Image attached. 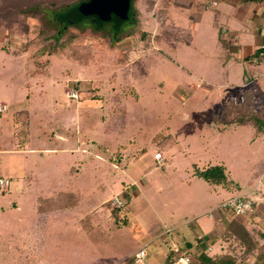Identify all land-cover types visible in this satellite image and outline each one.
Here are the masks:
<instances>
[{"label": "rangeland", "instance_id": "374dc122", "mask_svg": "<svg viewBox=\"0 0 264 264\" xmlns=\"http://www.w3.org/2000/svg\"><path fill=\"white\" fill-rule=\"evenodd\" d=\"M73 1L62 0L56 5ZM180 2L178 11L182 6L187 9L183 16L174 19L169 11L167 20H175L184 28L185 37L190 32L192 43L182 44L173 58L153 43L160 29L166 27L164 22H169L166 17L155 16L160 0H136V13L144 28L118 49L107 48L94 36L72 34L58 52L49 48L51 53L47 52L39 45L31 17L28 35L15 30L0 33V105L8 107L0 114V179L9 182L8 188L0 187V243L4 236L28 228L37 236L32 245L38 264H114L164 234L166 226L156 213L171 221L167 214L177 199L189 196V171L195 166L223 165L235 184L234 191H228L197 177L200 201L201 196L216 189L220 200L226 201L261 179L264 137L254 138L248 125L226 127L219 121L234 119L236 111L245 110V117L264 114V92L254 82L251 60L245 59L243 50L261 44L259 35L249 34L256 22L250 19L240 23L238 29L248 35H241V43L226 46L219 42L224 39L220 31L194 21L196 9L188 11L200 0ZM152 3L155 6L150 10ZM39 4L53 3L43 1L35 8ZM254 7L251 5L249 11ZM75 14L77 8L72 6L68 16ZM145 35L152 37L147 47L142 46ZM23 43L30 47L20 50ZM77 50L87 51L85 62L70 59ZM90 55H94L92 60H88ZM121 58H127V63ZM70 91H76L78 98L67 97ZM24 110L31 112L32 140L21 152L16 151L19 139L13 122ZM72 147L78 149L75 154L67 152ZM39 148L57 153L46 154ZM155 151L171 158L172 171L159 166L146 174L155 168L149 161ZM138 154L140 158L131 162ZM120 156H129L131 161L119 165L115 160ZM135 179L140 183H134ZM182 180L186 182L183 187ZM129 186L148 190L131 205L117 210L121 227L115 226L114 233H109L105 222L90 234L78 231L79 225L75 228L76 216L84 217L114 196L111 203L116 208L117 198L122 201ZM57 190H80V207L42 220L36 209L37 197ZM188 223L194 228V221ZM23 261L11 252L0 253V264Z\"/></svg>", "mask_w": 264, "mask_h": 264}, {"label": "crops", "instance_id": "0c3cea01", "mask_svg": "<svg viewBox=\"0 0 264 264\" xmlns=\"http://www.w3.org/2000/svg\"><path fill=\"white\" fill-rule=\"evenodd\" d=\"M212 2H216L217 5H211L210 3ZM220 2H222L223 4L222 10L219 9ZM180 3V0H173L171 6L169 7V11L172 12L173 18L174 16L177 17L178 15L183 16V11L187 10L183 8L184 6H182L181 10L178 11ZM251 5H254L255 7L251 11H249L248 8H250ZM192 9H196L197 11L194 16V21H200V25H202V23H205V25L213 26L217 32L220 31L222 33V36L224 35V39L222 38L223 40L219 39L220 44L221 41H223L224 45L226 46H228L227 44L231 42L235 44L241 43V35L245 36L248 35V33L247 31L245 33H242V30L238 29L239 24L243 23L244 20L250 21V19H253V21L255 20L256 26L253 32L250 31L249 34L256 33L260 36L261 43L263 41V38L260 34V28L264 24H260L262 23V21L264 23V11L262 10L264 9V3L262 5H257L244 4L241 2V0H200V3H193L192 6H189L188 11ZM259 12H261V16L259 15ZM179 27L181 26L179 25ZM257 49L258 48L255 47L245 46V48L243 49L245 53L244 57L246 60H251L250 68L253 69L251 73L255 75L254 82L256 83L258 88L262 92H264V65L255 66L252 61ZM218 96L223 100H228V96H225L221 93H219ZM26 111L29 112L31 118V112L29 110ZM219 121L223 122V120ZM227 125L228 124L223 126L227 127ZM236 125L237 124H231L229 126ZM213 129L215 132L218 131L216 125H213ZM261 136L264 137V133ZM31 140L32 133L30 119V136L29 141L27 142V146L30 145ZM17 143L19 144V142ZM22 149L23 148L19 149L17 147L16 151L22 152ZM29 149L30 148H28L27 150ZM38 151L44 152L46 154L57 153V150L55 149L48 150L39 148ZM77 151L78 149L75 147L67 149V152L69 154H75ZM156 153L157 151H155L154 154ZM129 156L125 159L123 156H120V158L117 159V161L115 160V162L119 165H122L123 163H129L131 161L129 159ZM140 156L141 155L138 154L131 162H135L140 158ZM163 156L165 158V162L163 164H159L156 161L155 155L154 157H151L149 159L151 166L153 165L155 168L151 167V170L146 174L151 173L153 170L160 169L158 168L159 166H165V170H167L168 168L172 171L173 166L170 165L171 158H167V156H165L164 154ZM195 168L200 167L195 166L191 171H189V176H191L189 181L191 185V190L189 189V196H187V199H177L175 207H172L171 211H169L167 214L171 221H169V219L164 220V218L160 214L156 213L159 220H161L166 226L164 234L162 235L161 233L160 235L155 236L153 239H150L148 242H145L144 244L138 246L135 250L130 252L126 260H122L121 262L118 261L114 264H124L127 260L134 257L135 254L145 246H148V256L146 258L145 264H165L167 259L170 258L173 253H178V256H188L191 259V264H264V171L262 173L261 179L251 189H249L253 190V195L259 199L255 214H253L251 217H237L227 211H213L215 208L220 207V205L225 202V200H220L221 193H219L217 189L212 192L209 190V193L207 195L201 196L202 201H200V195L196 196V190L200 189V183H197L196 178L199 176L195 175ZM74 171H76V169L72 168V172ZM132 172L133 171H131L130 173ZM194 181L195 183L193 186ZM134 183L139 184L140 182L139 180L137 181L135 179ZM185 183L186 182H184L183 180L180 181V186L183 187ZM129 187L130 189L128 191H125L124 199H122L123 206L131 205L135 201L134 199H137L140 195L145 194L148 190L138 188L137 186ZM177 187L180 189L179 185H177ZM245 191L246 190L242 192ZM60 192H78L81 195L80 190H57L51 195H39L37 197L36 209L39 217L42 220L45 219L46 216H49L51 214H61V212L65 213L74 211L80 207L81 197L77 205L70 206L69 208L59 209L46 213H40L38 211L39 197L50 198L59 194ZM128 192L130 194L132 193V196L129 195ZM193 195H195L196 197ZM114 197L107 199L100 204L101 208L105 207L107 209L105 212H102V210L100 211V207L97 206L92 208V210L82 218H77L76 216L73 222L75 228H77V226L79 225V228H77L78 231H80L81 233L90 234L100 228L101 222H105L109 226V233H114V231L116 230L115 226L121 227L119 220L116 218L118 217V214L116 213L117 210H114L115 207H113L111 203V200H113ZM198 197L199 199L196 200V198ZM184 204L188 207H186ZM14 207L17 208L18 205L14 204ZM150 207L152 208V206ZM179 208L182 209L183 212L180 211ZM101 213H103V215ZM200 215H202V217H200ZM184 217L187 218H185L184 221L180 222V220ZM188 217L192 218L189 219ZM112 218L114 219L113 222H111V220H113ZM88 220L89 223L84 224V222ZM190 220L194 221V228H192L191 224L188 223V221ZM34 233V231H31L28 228H24V231L20 232L17 235L10 234V236H4L3 238H1L3 242L0 243V248L2 249L0 250V253L8 251L14 255L16 254L21 256L22 259L24 258V264H38V262L36 261V251L34 250L32 245L33 242H37V236ZM40 257L42 258V256ZM174 264H178L177 259Z\"/></svg>", "mask_w": 264, "mask_h": 264}, {"label": "trees", "instance_id": "16d2710c", "mask_svg": "<svg viewBox=\"0 0 264 264\" xmlns=\"http://www.w3.org/2000/svg\"><path fill=\"white\" fill-rule=\"evenodd\" d=\"M43 1H49L53 4H60L62 0H0V33L2 31H20L24 33V35H28L30 32V22H28V18L31 17L33 9L35 6ZM160 9L155 12V16L158 19L162 17H166L165 21L168 18L169 7L171 6L173 0H160ZM244 4H257L262 5L264 0H241ZM155 3L151 4L150 10L153 9ZM167 14V16H166ZM169 21V20H167ZM166 27L160 29L159 34L155 37L153 43H155L159 48H165L166 54L169 56H176L177 49L182 44L190 45L192 43V36L190 32L188 36L185 37L186 33L184 29L177 26L175 20H170L169 22H164ZM151 35L144 36V43L142 44L143 47L149 46L151 43ZM20 50H27L30 47L29 43L20 44ZM46 49V48H44ZM47 52H50L49 49H46ZM164 50V51H165ZM87 51H75L71 53L69 56L70 59L74 61H82L85 62L86 56L89 54L87 53L85 56L84 54ZM51 53V52H50ZM19 53H14V55H19ZM94 55H90L88 60H92ZM123 59V58H121ZM120 59V60H121ZM123 62L127 63V58L123 59ZM149 62V60L147 59ZM125 64V63H124ZM145 71L147 69L145 68ZM233 107V106H232ZM230 110H234V108L229 107ZM235 112V111H234ZM237 116L234 119L223 120L224 123L231 125V124H242V125H249L253 128L254 131V138L260 137L264 133V114L262 115H251V117H245L243 112H235ZM241 114V116L239 115ZM240 116V117H239ZM14 126L18 132V141H19V149L27 146V142L29 141L30 136V114L28 111L24 110L18 112L17 115L14 117ZM195 175L202 178L204 181L209 183L210 185L214 186H222L227 190H233L235 184L229 177L228 171L225 166L223 165H216V166H209L207 168H195ZM80 193H65L60 192L59 194L52 196L50 198H38V211L40 213H46L50 211H55L59 209L69 208L70 206H75L80 201ZM123 206V205H122ZM121 207L115 208L114 210H120ZM178 253H173L170 258L167 259L165 264H174L176 259L178 261ZM178 257V258H177ZM124 264H136L135 257L130 258Z\"/></svg>", "mask_w": 264, "mask_h": 264}, {"label": "flooded vegetation", "instance_id": "af4514ba", "mask_svg": "<svg viewBox=\"0 0 264 264\" xmlns=\"http://www.w3.org/2000/svg\"><path fill=\"white\" fill-rule=\"evenodd\" d=\"M89 1L75 0L65 6L39 4L34 8L31 21L39 45L55 53L72 34L78 37L87 34L99 38L100 43L108 46L109 49H118L123 42L131 41L137 32L143 30V21L136 13V0H131L128 19L121 20L112 14L109 21L101 20L97 14L83 16L79 7ZM70 4L71 7L75 6L78 12L73 18L68 16L71 7L67 6ZM113 21H116V24H112Z\"/></svg>", "mask_w": 264, "mask_h": 264}, {"label": "built area", "instance_id": "2783aa9c", "mask_svg": "<svg viewBox=\"0 0 264 264\" xmlns=\"http://www.w3.org/2000/svg\"><path fill=\"white\" fill-rule=\"evenodd\" d=\"M213 6H216L217 3H210ZM260 33L263 38L262 43L260 44L259 48L257 49L254 57L253 63L257 65H264V25L260 28ZM67 96L72 99H77L78 94L76 91H70L67 93ZM8 111V107L6 105H0V114L6 113ZM155 159L159 164H163L165 158L162 153L157 152L155 154ZM9 182L3 179H0V187L1 188H8ZM117 206L119 208L123 205V202L117 198ZM259 199L253 195V190L245 191L239 193L238 195L228 199L225 201L218 210L227 211L234 216L237 217H251L256 212V206L258 204ZM212 214V212H211ZM178 251V250H176ZM148 256V246L141 248L135 254V263L136 264H145L146 258ZM178 264H191V259L184 255L178 258Z\"/></svg>", "mask_w": 264, "mask_h": 264}, {"label": "water", "instance_id": "95a60500", "mask_svg": "<svg viewBox=\"0 0 264 264\" xmlns=\"http://www.w3.org/2000/svg\"><path fill=\"white\" fill-rule=\"evenodd\" d=\"M72 4L67 7L70 8ZM131 0H90L79 7L83 16L97 14L101 20L109 21L111 15L115 14L119 19H128Z\"/></svg>", "mask_w": 264, "mask_h": 264}]
</instances>
